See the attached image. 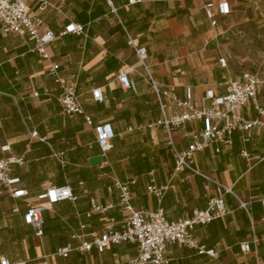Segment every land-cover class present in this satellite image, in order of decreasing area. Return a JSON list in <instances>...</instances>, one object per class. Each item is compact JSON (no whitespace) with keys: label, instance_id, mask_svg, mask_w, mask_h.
Segmentation results:
<instances>
[{"label":"crops","instance_id":"obj_1","mask_svg":"<svg viewBox=\"0 0 264 264\" xmlns=\"http://www.w3.org/2000/svg\"><path fill=\"white\" fill-rule=\"evenodd\" d=\"M49 1L42 18L45 28L57 35L49 48L50 60L33 52L34 41L28 34L6 35L0 26V158L8 155L1 146L10 144L12 153L25 159V164L13 165L11 174L28 191L22 199L0 196V261L44 264L48 257V264H128L138 255L137 244L111 245L102 253L96 248L73 251L66 258L54 254L67 246L93 242L108 225L122 229L120 193L108 189L115 179L137 181L131 192L138 209L158 207L147 190L152 177L158 185H170L162 206L171 221L206 209L209 197L216 194L214 185L205 189L202 177L186 169L175 172L167 146L169 133L148 127L162 118V111L136 47L147 49L148 64L161 87L180 98L191 91L200 107L208 106L210 102L203 101L208 89L226 95L228 78L243 73L235 74L226 53L239 26L264 27V0ZM224 2L228 14L221 10ZM29 10H34V3ZM70 22L83 25L86 34H63ZM52 62L61 64L63 76L76 77L93 126L84 115L71 118L64 113L59 100L62 90L48 73ZM121 72L131 81L127 90L118 79ZM96 89H101L102 100L94 99ZM263 89L264 80L259 86L262 105ZM174 111L175 104L169 102V114ZM244 114L249 119L257 116L251 106ZM102 124H110L114 131L113 149L108 160L93 163L102 153L94 126ZM202 126L196 122L185 131L175 130L172 138L185 149L192 143L186 134ZM130 127L136 130L129 132ZM250 138L244 142L238 134L234 145H223L220 153L216 146H208L195 155L199 170L236 194L225 195V217L194 230L199 242L215 250L219 259L177 244L168 247L170 264H264V130H253ZM244 149L248 156L242 155ZM52 186L71 187L77 200H64L46 210L44 235L37 237L25 223L27 204L38 202ZM240 201L248 203V209ZM93 202L105 210H95ZM14 206L20 213L12 212ZM245 243L249 251L242 249Z\"/></svg>","mask_w":264,"mask_h":264},{"label":"built area","instance_id":"obj_2","mask_svg":"<svg viewBox=\"0 0 264 264\" xmlns=\"http://www.w3.org/2000/svg\"><path fill=\"white\" fill-rule=\"evenodd\" d=\"M135 0H131L134 3ZM34 3V10H29V4ZM51 6L49 0H0V26L6 35L28 34L34 41L33 52L41 58L50 60L49 48L57 39V35L45 28V21L42 14ZM210 8L212 5L209 6ZM223 13H230L228 3L221 6ZM210 18L214 17L211 10L208 11ZM75 34L83 36L86 29L83 25L70 22L63 34ZM136 53L140 58L143 68L147 73L148 80L154 89L157 101L162 111V118L148 127L164 128L170 135L167 146L175 161V172L188 170L192 174L205 179V189L209 191L211 186L216 187V194L209 197L208 206L204 210L196 209L189 218L177 221L167 219L162 206L163 200L170 189V185H158L156 179L152 177L148 183L147 190L158 202V207L154 210L138 209L133 204V193L131 186L136 184V180L122 182L115 179L114 184L109 186V191L118 190L120 193V211L124 217L121 230H115L112 225H108L104 234L96 238L93 242H84L81 246L74 248L67 246L58 250L55 256L68 257L71 252H90L96 248L99 252H104L111 245L123 243H134L138 246V255L128 264H170L166 258L168 247L171 245H183L195 249L199 254H207L219 259V254L212 249H208L196 238L194 230L198 225H206L214 220L223 218L228 214L225 204V195L232 193L236 195L232 188L214 179L210 175L199 170L195 165V155L204 152L208 146H216V152H221L223 145L233 146L235 137L240 134L244 142L251 140L250 132L255 129L264 130V105L259 99V86L262 83L258 72L253 70L244 71L240 76L229 77V92L220 96L212 89L205 93L203 101H209L208 106H199V102L194 99L193 93L188 92L186 98H180L176 92L160 86L159 82L151 72L148 64V51L146 48L136 47ZM223 66H226L225 59H221ZM54 78L62 92L60 104L65 114L69 117L84 115L86 123L93 126V120L85 114L81 96L77 90L76 77L69 79L62 75L61 64L52 62L48 71ZM118 79L124 89L131 88V81L127 73L121 72ZM37 96L38 93H35ZM94 99L102 100L101 89L93 91ZM169 102L175 104L173 115L168 112ZM251 106L257 116L249 119L244 114V110ZM201 122L200 130H193L187 133L192 137V143L185 149H180L172 138L175 130H187L192 124ZM138 127L137 130H141ZM96 142L101 149L102 160H108L113 149L111 140L115 137L110 124L94 126ZM136 128L130 127L129 132H134ZM36 136V133L33 134ZM3 153L8 154L0 158V196L7 194L15 199H22L28 195V191L20 188V179L12 176L13 165L25 164L23 157H18L12 153L10 144L1 146ZM243 156H248V152L242 150ZM55 156H57L55 154ZM38 202L28 203L27 211L24 215L25 223L32 226L37 237L44 235V212L51 209L55 204L64 201H76L77 197L69 186H52L38 197ZM241 202V206L248 209V203ZM94 204L95 210H105ZM264 210V200H262ZM14 214L20 213L19 206L12 208ZM244 251L250 250L248 243L242 244ZM48 257L44 264H48ZM0 264H28V262H11L7 258H1Z\"/></svg>","mask_w":264,"mask_h":264},{"label":"rangeland","instance_id":"obj_3","mask_svg":"<svg viewBox=\"0 0 264 264\" xmlns=\"http://www.w3.org/2000/svg\"><path fill=\"white\" fill-rule=\"evenodd\" d=\"M226 54L235 74L253 70L264 80V27L259 28L255 23L239 26Z\"/></svg>","mask_w":264,"mask_h":264},{"label":"water","instance_id":"obj_4","mask_svg":"<svg viewBox=\"0 0 264 264\" xmlns=\"http://www.w3.org/2000/svg\"><path fill=\"white\" fill-rule=\"evenodd\" d=\"M101 161H102V158L101 157H95V158L92 159V162L93 163H99Z\"/></svg>","mask_w":264,"mask_h":264}]
</instances>
